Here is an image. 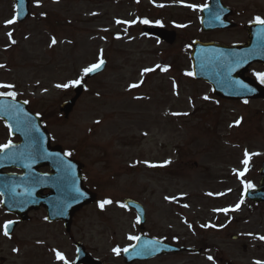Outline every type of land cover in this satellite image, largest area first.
I'll list each match as a JSON object with an SVG mask.
<instances>
[{"label":"rangeland","instance_id":"1","mask_svg":"<svg viewBox=\"0 0 264 264\" xmlns=\"http://www.w3.org/2000/svg\"><path fill=\"white\" fill-rule=\"evenodd\" d=\"M189 4L198 1L31 0L30 18L5 27L15 7L13 0H0V65L5 66L0 83L15 85L10 91L16 99L27 100L30 110L42 116L52 144L84 166L85 186L98 196L97 204L75 215L70 235L58 224L44 227L38 218L22 225L13 239L17 256L0 251V264H63L53 250L72 261L75 241L106 264H124L123 251L116 256L112 249L129 248L134 241L128 236L141 233L135 213L119 207L127 198L145 207L149 237L204 249L200 256L173 254L137 264L264 261V242L254 238L264 236V205L245 199V184L256 190L261 181L264 100H219L210 87L185 75L191 72L192 41H246L247 24L264 18V0H225L237 28L214 33L201 31L200 11L184 6ZM155 23L178 33L174 45L143 34L145 25ZM101 55L107 70L87 84L73 113L64 118L61 106L74 91L55 85L84 81L83 69ZM145 68L156 70L141 76ZM253 72L257 77L264 68ZM9 141L0 122V145ZM105 199L113 203L101 210ZM237 204L239 209L231 210ZM39 239L49 251L37 250ZM4 244L1 238L0 248ZM37 253L45 257L35 258Z\"/></svg>","mask_w":264,"mask_h":264},{"label":"water","instance_id":"2","mask_svg":"<svg viewBox=\"0 0 264 264\" xmlns=\"http://www.w3.org/2000/svg\"><path fill=\"white\" fill-rule=\"evenodd\" d=\"M16 12L19 13L17 22L23 23L29 16L30 0H14ZM211 4L203 11V31L232 28L227 21L230 14L221 0H210ZM219 16V20L216 16ZM248 43L234 46H224L216 43L203 44L196 41L192 47L193 73L196 80L211 85L213 92L228 100H252L264 98V87L253 80L245 78L247 69L253 63L264 64V25L250 24L248 26ZM144 32L156 36L161 41L174 44L176 32H168L156 26L145 28ZM106 62L95 73H89L90 80L106 69ZM80 84L74 91L76 96L65 103L61 112L69 118L80 96L84 92ZM0 119L10 128L11 136L21 138L14 148L0 153V195L3 207L7 212L21 216L25 220L32 210L44 207L48 212V221H64L68 224L76 211L94 203L96 198L83 186V166L64 154L63 148L52 147L51 136L48 134L40 117L28 110V104L13 101L9 97H0ZM50 168L51 174L41 173V168ZM7 169H20L22 175L4 174ZM261 183L255 191H248L246 197L254 203H264V164L261 168ZM76 189H79L77 192ZM44 191L50 194L44 195ZM127 209L135 210L140 218L139 228L144 229L147 217L145 209L131 199L124 201ZM17 224H12L15 227ZM13 227V228H14ZM12 228V230H13ZM11 230V231H12ZM141 235L123 255L126 264L138 261H148L162 255L182 253L183 251L199 252L186 248H177L164 241ZM76 264H102L84 252L78 245Z\"/></svg>","mask_w":264,"mask_h":264},{"label":"snow or ice","instance_id":"3","mask_svg":"<svg viewBox=\"0 0 264 264\" xmlns=\"http://www.w3.org/2000/svg\"><path fill=\"white\" fill-rule=\"evenodd\" d=\"M36 6H39V4L37 3ZM161 7H163V5H160ZM186 7H189V8H192V10L194 11H203L207 5H204L203 7H197L195 5H184ZM18 17H19V13L17 12L16 15H14L11 19L7 20L5 22V27H8L12 24H15L18 20ZM216 19L219 20V16L217 15L216 16ZM253 22L255 24H258V25H264V18H261L260 16H256L253 18ZM117 23H121V21H117ZM142 23L144 24H148L149 21L147 20H143ZM178 27H182L181 25H178ZM9 39L11 40V43H15V40L12 39V32H8L7 33ZM57 43V41L55 40V38L52 39L51 41V45H55ZM50 45V46H51ZM105 61L104 59L102 58V55H101V58L98 59V62L97 63H94L88 67H85L83 69V76H87L89 73H95L97 71H99L101 69V67L104 65ZM5 67L4 65H0V68H3ZM156 68H160L161 71H168V68L167 67H161L160 65H157ZM156 68H145L142 73H141V76L145 75L146 73H150V72H153L156 70ZM185 75L187 76H194L195 74L193 72H186ZM257 75V79L262 83L264 84V73H260V74H256ZM142 82V81H141ZM82 83V77L80 79H76V80H73V81H70L69 83H65V84H56L55 87L58 88V89H68V88H74V87H77L79 86L80 84ZM139 85L138 84H133L131 85L130 87L131 88H135V87H138ZM15 87V85L13 84H4V83H0V89H6V90H9V91H0V97H10L13 101L16 100V96H17V93L15 91H10V89H13ZM47 91V90H45ZM205 100L208 99L207 96L204 97ZM23 103L27 104L28 101L25 100ZM245 103H247V101H245ZM97 123H99V121H97ZM239 123V121L237 122V124ZM15 145H13L11 143V141H9L8 143L6 144H3V145H0V153H5L7 150L9 149H12L14 148ZM66 156H71L72 153L71 152H67L65 153ZM255 155V154H254ZM248 161H249V154L247 152H245V159L243 160V163L245 165V171H247V165H248ZM149 167H156V165H148ZM239 177H243L244 176V172H238L236 173ZM253 187L252 184L248 183V184H245V190L247 191L248 189H251ZM76 191L78 192L79 189H76ZM165 199H169L168 197H165ZM113 201L111 200H108V199H105L103 201H101L98 205V207L101 209V210H104L105 206L106 205H110L112 204ZM240 203H243V200H241ZM185 207H187V205H184ZM119 207L121 208H125L127 207V205L125 204H119ZM240 207V204H237L235 209H231V210H237L239 209ZM221 211H224L225 213H227L229 211V209H222ZM45 219H47V217H45ZM14 222L13 221H7L3 224L2 228H3V235L5 237H8L9 236V228L12 226ZM137 223H139V217H137ZM255 239H259L260 241L264 242V236H257V237H254ZM128 239L131 240V241H138L140 239V237L138 236H128ZM39 243V242H38ZM153 243H156V244H159L160 242L159 241H155ZM133 247H135L133 245ZM14 251H18V250H15ZM55 252V256H56V259L59 260V261H63V264H69L68 260L64 257V255L62 253H60L59 251H56V250H53ZM121 251H123L124 253H128L129 252V248H124L123 250H121L120 247H114L112 249V252L113 254H115L116 256H119L121 254ZM209 260H212L213 258L211 256L208 257ZM254 264H264V261H260V260H256L254 261Z\"/></svg>","mask_w":264,"mask_h":264},{"label":"flooded vegetation","instance_id":"4","mask_svg":"<svg viewBox=\"0 0 264 264\" xmlns=\"http://www.w3.org/2000/svg\"><path fill=\"white\" fill-rule=\"evenodd\" d=\"M198 1V5H197V7H203L204 5H207L208 3H209V0H197ZM199 14L200 13H198L197 14V16H199ZM234 15V14H233ZM255 66H252L251 67V69H250V72H251V70L254 68ZM251 74V73H250ZM0 212H1V217L3 218V220H1L0 221V239L2 238V239H4L5 240V248H0V251H5L6 249L8 250V253H9V255H14V256H17L16 254H17V251H14V249L15 250H17L16 249V244L14 243V241H13V237L14 236H8V237H5L4 235H3V228H2V226H3V224L5 223V222H7V221H14V220H17V218H15L13 215H11V214H8L7 212H5V210L2 208V203L0 202ZM43 213H44V211L42 210L41 212H32L31 213V220L28 222V223H21V224H19V226L17 227V229H16V231L22 226V225H24V224H26V225H32L33 223H35L34 221H35V219L38 217L40 220H42L43 219ZM40 215H42V216H40ZM42 222V224H44V227H45V225H46V221H41ZM58 224H60L61 226H64L63 225V223H58ZM41 234V233H40ZM70 239L71 240H73L74 238L72 237V236H70ZM39 242V243H38ZM35 243H37L38 245L36 246V248H37V250H39V251H41L42 253H43V251H47V249H48V247H47V245H46V243H45V241L44 240H42V239H39V241L38 240H36L35 241ZM38 253H40V252H38ZM36 254V257L35 258H39L40 256H44L45 257V253L43 254V255H40V254ZM13 257V256H12ZM5 259V258H4ZM3 261H7V259H5V260H3ZM11 261H7L5 264H7V263H10Z\"/></svg>","mask_w":264,"mask_h":264}]
</instances>
